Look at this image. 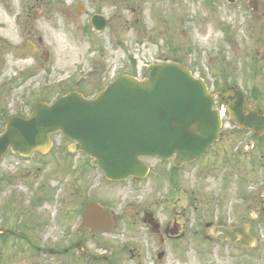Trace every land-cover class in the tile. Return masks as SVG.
Wrapping results in <instances>:
<instances>
[{
	"label": "rangeland",
	"instance_id": "374dc122",
	"mask_svg": "<svg viewBox=\"0 0 264 264\" xmlns=\"http://www.w3.org/2000/svg\"><path fill=\"white\" fill-rule=\"evenodd\" d=\"M249 1L0 0V18L10 21L0 24V132L12 116H28L39 101L52 102L72 90L94 97L118 75L142 78L148 65L166 60L189 66L207 81L212 92L242 89L249 105L264 110V0H258L257 11ZM94 13L109 21L103 32L90 25ZM28 20L37 32L34 41L39 36L44 40L40 52H50L46 61L15 58L9 48L10 43L18 44L25 38L21 34L30 27ZM230 130L225 132L231 138L223 139L204 157L177 172L170 170L171 161L148 159L151 173L138 181H107L89 156L67 150L69 141L61 133L52 136L54 143L48 151L30 157L8 152L0 160V229L9 222L21 219L24 223L31 218L25 230L31 242L23 243L21 253L15 236L0 234V264H110L120 238L113 236L121 235L119 229L131 217L137 221L129 232L131 241L137 243L132 246L134 257L125 255V261L116 264H157L160 241L145 234L146 226L140 219L146 208H154L159 220L164 219L167 212L162 209V200L169 193L175 201L181 198L174 209L169 204L171 214L182 210L180 220L186 225L194 222L193 217L204 227L212 218L208 211L198 216L199 211L212 192L221 193L222 173L229 167V159L239 158L234 149L240 146L243 153L248 152L249 170L259 168V159L264 166V140L256 141L248 131ZM262 166L257 171L264 182ZM177 181V186L170 184ZM195 196L198 199L194 202ZM90 200L113 210L114 217L119 213L126 219L109 235L85 233L81 217L84 204ZM9 208L8 221L5 211ZM188 244L186 249H196L194 243ZM33 245L41 249L56 246L60 252L37 255ZM257 245L249 264H264V239L258 237ZM69 246L71 251L64 252ZM193 249L188 253L191 262L199 264ZM84 250L86 257L92 255L96 262L82 257ZM167 251L158 264H182L175 250ZM228 260V254H217L215 264H233L234 260Z\"/></svg>",
	"mask_w": 264,
	"mask_h": 264
},
{
	"label": "water",
	"instance_id": "95a60500",
	"mask_svg": "<svg viewBox=\"0 0 264 264\" xmlns=\"http://www.w3.org/2000/svg\"><path fill=\"white\" fill-rule=\"evenodd\" d=\"M92 23L98 30L108 24L101 14H94ZM148 70L144 79L121 75L94 98L72 91L53 103L39 102L27 118L13 117L0 134V158L9 148L23 155L49 148L51 134L61 131L74 141V151L90 154L110 179L146 176L145 156L175 157L177 164L197 159L220 135L217 94L181 63H154ZM239 94L232 115L261 133L264 111L252 109L255 120L243 121ZM86 216L104 221L110 215L94 203Z\"/></svg>",
	"mask_w": 264,
	"mask_h": 264
},
{
	"label": "flooded vegetation",
	"instance_id": "af4514ba",
	"mask_svg": "<svg viewBox=\"0 0 264 264\" xmlns=\"http://www.w3.org/2000/svg\"><path fill=\"white\" fill-rule=\"evenodd\" d=\"M26 24L27 26L30 25V27L24 30V33L22 32L21 34V36L24 35L25 38H23L18 44L10 43L9 45L13 55L15 58L19 57L21 59L25 58L26 55H30V57L34 59L39 57L44 61L48 60L50 52H40L43 45V39L39 36L34 42V37L37 32L33 28V23L28 20ZM5 41L7 43L9 42L8 39ZM224 99H226L225 103L227 105L232 103V100H229L226 95ZM252 135H255L254 132H252ZM225 138L229 139L231 136L227 133H222L220 139L215 145ZM257 147L260 146L258 145ZM234 150L236 156L239 154V158L233 160L231 157L229 159V167H226L225 171L222 173L221 181L223 185L221 193L212 192L211 196L207 199L206 205H204L205 208L199 211L198 216H200L201 211H208L207 214L212 218L211 220L204 222V227H202V224L198 219H194L193 217L191 220L194 222L186 225V222L180 220L183 216L182 210H176L174 212L175 214H171L169 210L172 211V208L169 207V204L173 205L174 209L181 198H177L175 201L169 197V193H167L162 200V209L167 212V216L164 219L159 220L154 208H146L144 210V215L140 219L145 223V234L150 238L154 235L157 236V239L160 241L159 245L162 248V251L159 252L157 254L158 257H156L157 264L162 257H166L168 252L167 249L170 248L177 252L182 260V264H192V256L188 253L189 249H193V247L191 246L189 249H186V247L190 246L188 243H194L196 246V249L193 250L196 251L198 261L200 262L199 264H215L217 254H219L220 257H223L224 254H228V262H233L234 260V262H238V264H249V258L254 257L250 256V254L252 249L258 246V237L261 240L264 239V182L261 179L262 176H260V172L257 171V169H261L263 163L261 159H259L257 160L260 164L258 165L259 168H257L256 171L249 170L247 160L248 152L243 153L244 151L240 146L236 147ZM244 155L245 158H243ZM263 168L264 166H262V169ZM179 169L180 167H175L172 162L170 170L177 172ZM170 184L177 186L179 185V182L177 181ZM195 198L198 199L197 196H195L194 202L196 201ZM87 204L88 202L85 203L83 208V224L81 226H84L85 233H88L91 236L101 237L109 235V232L119 225L120 220L122 221L126 219L125 215L119 213L116 217L112 215L109 225L111 228L98 231V229H96L99 228L98 224H94L93 226L86 224L87 220L85 219V213ZM9 213H12L11 208L5 211L7 216L6 220L8 221ZM17 216L19 217V215ZM28 219L29 220L24 223L21 222V219L16 222H9V226L0 229L5 236H15V238H17L18 242L21 244V253H24L22 251V248L24 247L23 243L31 242L25 233V230L29 229L26 225L31 222V218ZM188 220H190V218H188ZM136 223V218L131 217V220L125 222L124 226L119 229L120 233L118 234L123 236L114 234L116 236L113 237L120 236L117 240L119 246L118 250H116V254L111 257L112 261L110 264L125 261V255H127L128 259L129 256H131V258L134 257V249H132V246L137 243L131 241L132 237L129 234L133 231V226ZM130 227L132 229H130ZM117 230L118 229L114 232ZM80 231L82 230H79V232ZM77 244L81 245L82 243L79 242ZM184 244L187 245L183 246ZM33 247L35 248L37 255L41 254L40 252L46 255H57V253L60 252L56 246L55 248L47 247L44 249H41L36 245H33ZM71 247L72 246L66 247L63 251L70 252L73 248ZM120 254L123 255L122 259L117 258V255ZM86 255L87 252L84 250V252H82V257H85L88 260ZM91 258H93L92 255ZM95 259H97V257ZM93 262H95L94 258Z\"/></svg>",
	"mask_w": 264,
	"mask_h": 264
},
{
	"label": "bare ground",
	"instance_id": "6f19581e",
	"mask_svg": "<svg viewBox=\"0 0 264 264\" xmlns=\"http://www.w3.org/2000/svg\"><path fill=\"white\" fill-rule=\"evenodd\" d=\"M0 23H10V21L7 18H0Z\"/></svg>",
	"mask_w": 264,
	"mask_h": 264
}]
</instances>
